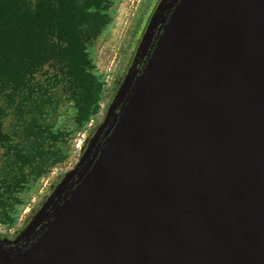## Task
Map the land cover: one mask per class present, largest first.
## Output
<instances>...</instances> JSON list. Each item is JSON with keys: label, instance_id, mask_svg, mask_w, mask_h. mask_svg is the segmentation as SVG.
Returning <instances> with one entry per match:
<instances>
[{"label": "water", "instance_id": "water-1", "mask_svg": "<svg viewBox=\"0 0 264 264\" xmlns=\"http://www.w3.org/2000/svg\"><path fill=\"white\" fill-rule=\"evenodd\" d=\"M0 264H264V0H158Z\"/></svg>", "mask_w": 264, "mask_h": 264}, {"label": "rangeland", "instance_id": "rangeland-1", "mask_svg": "<svg viewBox=\"0 0 264 264\" xmlns=\"http://www.w3.org/2000/svg\"><path fill=\"white\" fill-rule=\"evenodd\" d=\"M38 1L26 0V3L33 8ZM157 2L103 0L102 29L86 44L91 72L100 84V98L88 122L81 125L75 122V104L55 78L57 68L51 65L34 75L32 100L30 93L24 91L0 90V130L8 138V143H0V175L9 174L20 180L15 190L2 191L0 188L4 204L0 209V235L14 237L60 176L75 165L86 140L102 120L106 105ZM21 101L29 106L30 112L24 109L28 107H23ZM23 117L30 128L29 141L38 142V146L32 160L21 166L8 154V145L11 153L22 145L19 142L23 136Z\"/></svg>", "mask_w": 264, "mask_h": 264}, {"label": "trees", "instance_id": "trees-1", "mask_svg": "<svg viewBox=\"0 0 264 264\" xmlns=\"http://www.w3.org/2000/svg\"><path fill=\"white\" fill-rule=\"evenodd\" d=\"M102 2L40 0L31 8L26 0H0V90L24 91L32 100L34 75L51 65L57 68L54 76L75 104V122H88L100 98V84L91 72L86 44L102 29ZM21 104L30 112L29 106ZM21 122L22 145L13 149L15 153L8 145V154L24 166L34 157L38 142L29 141L30 128L24 117ZM4 142L8 143V138L0 130V143ZM19 181L9 174L0 175V188L15 190ZM3 205L0 194V209Z\"/></svg>", "mask_w": 264, "mask_h": 264}, {"label": "flooded vegetation", "instance_id": "flooded-vegetation-1", "mask_svg": "<svg viewBox=\"0 0 264 264\" xmlns=\"http://www.w3.org/2000/svg\"><path fill=\"white\" fill-rule=\"evenodd\" d=\"M25 223H26V222H25ZM25 223H24V224H25ZM23 226H24V225H23ZM16 234H17V233H16ZM16 234H15V235H16ZM15 235H14V236H15Z\"/></svg>", "mask_w": 264, "mask_h": 264}]
</instances>
